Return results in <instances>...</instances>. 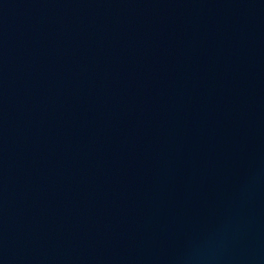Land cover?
<instances>
[{
  "label": "water",
  "instance_id": "water-1",
  "mask_svg": "<svg viewBox=\"0 0 264 264\" xmlns=\"http://www.w3.org/2000/svg\"><path fill=\"white\" fill-rule=\"evenodd\" d=\"M0 264H264V0H0Z\"/></svg>",
  "mask_w": 264,
  "mask_h": 264
}]
</instances>
